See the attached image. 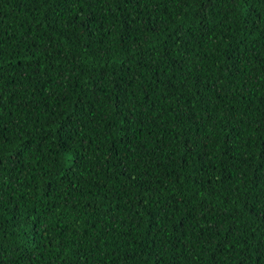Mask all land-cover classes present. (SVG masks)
Segmentation results:
<instances>
[{"label": "trees", "instance_id": "trees-1", "mask_svg": "<svg viewBox=\"0 0 264 264\" xmlns=\"http://www.w3.org/2000/svg\"><path fill=\"white\" fill-rule=\"evenodd\" d=\"M0 264H264V0H0Z\"/></svg>", "mask_w": 264, "mask_h": 264}]
</instances>
